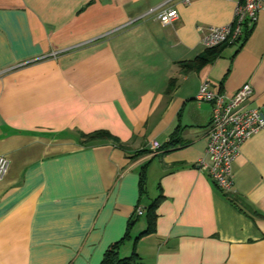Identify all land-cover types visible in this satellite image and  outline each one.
Here are the masks:
<instances>
[{"label":"crops","instance_id":"0c3cea01","mask_svg":"<svg viewBox=\"0 0 264 264\" xmlns=\"http://www.w3.org/2000/svg\"><path fill=\"white\" fill-rule=\"evenodd\" d=\"M167 1L0 0V156L10 162L0 264H101L130 227L119 250L128 257L160 193L136 264H264V129L242 145L224 194L198 164L212 105L195 99L205 82L227 97L249 83L248 104L264 117V10L247 37L182 73L179 63L203 53L207 29L230 25L236 6L176 0L168 6L178 18L162 25L151 11ZM99 130L125 149L83 143ZM176 132L175 149L152 155L153 142Z\"/></svg>","mask_w":264,"mask_h":264},{"label":"built area","instance_id":"2783aa9c","mask_svg":"<svg viewBox=\"0 0 264 264\" xmlns=\"http://www.w3.org/2000/svg\"><path fill=\"white\" fill-rule=\"evenodd\" d=\"M176 0H168L151 12L158 13L162 25H169L178 18L176 9L168 6ZM189 4L191 0H178ZM235 3L234 19L230 25L209 27L203 36L202 43L206 49L217 47L225 42L233 44L244 35L245 29H251L264 10V0H231ZM200 30V29H199ZM253 90L249 83H244L232 97L211 89L203 83L195 96L199 102L205 101L212 105V117L207 127V143L204 157L199 167L204 170L217 189L228 194L232 192L234 183L232 164L240 153L242 145L253 135L264 129V117L249 106ZM160 144L153 142L150 151L154 155L160 150ZM9 160L0 156V181L8 173ZM141 215V209L137 210Z\"/></svg>","mask_w":264,"mask_h":264},{"label":"trees","instance_id":"16d2710c","mask_svg":"<svg viewBox=\"0 0 264 264\" xmlns=\"http://www.w3.org/2000/svg\"><path fill=\"white\" fill-rule=\"evenodd\" d=\"M251 29H245L244 34L247 37V35L250 33ZM230 45L229 43L225 42L217 47L206 49L203 53L198 55L196 58H194L191 61H184L180 62L179 66L182 70V73H187L191 71H198L202 67L213 63L218 57H220L222 51ZM178 132L172 134L169 141L167 143H164L160 146V151L166 153L172 149H175L178 144L180 143V140L178 139ZM82 139H84L85 144L94 142V141H104V142H111L114 145H116L118 148L125 149L124 146H122L119 142V140L112 136L107 131L99 130L92 132L90 134H81ZM146 150H141L135 153L133 157H138L146 153ZM147 163L144 164L139 173V195L140 198L146 195V169H147ZM164 197L160 193L157 197H155L149 205L145 209V222H146V228L143 232H141L135 239H134V248L132 250V253L128 257L121 258L119 256V250L121 246L124 244V242L130 238V227H128L127 232L125 233L124 237L119 240L118 242L112 244L109 246V248L105 251L103 259L101 264H136V262L139 260L138 256L135 252V244L142 239L145 236H149L155 233L156 231V220H157V208L159 207L160 203L163 201Z\"/></svg>","mask_w":264,"mask_h":264},{"label":"rangeland","instance_id":"374dc122","mask_svg":"<svg viewBox=\"0 0 264 264\" xmlns=\"http://www.w3.org/2000/svg\"><path fill=\"white\" fill-rule=\"evenodd\" d=\"M153 188H154V185H152V183H151L150 186L147 187V197L143 199V203H144V204H145V203H148V201H149V200H148V195H149V199L154 198V196H155V191H154ZM138 222H139V224H138L139 226L145 227V217H144V215L140 216ZM138 222H137V223H138Z\"/></svg>","mask_w":264,"mask_h":264}]
</instances>
